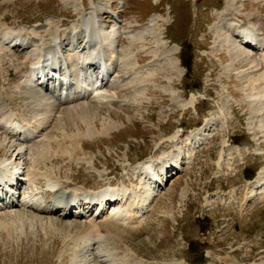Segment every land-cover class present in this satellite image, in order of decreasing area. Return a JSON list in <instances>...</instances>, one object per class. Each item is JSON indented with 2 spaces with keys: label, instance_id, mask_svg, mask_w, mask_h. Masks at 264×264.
Here are the masks:
<instances>
[{
  "label": "rangeland",
  "instance_id": "obj_1",
  "mask_svg": "<svg viewBox=\"0 0 264 264\" xmlns=\"http://www.w3.org/2000/svg\"><path fill=\"white\" fill-rule=\"evenodd\" d=\"M160 1L0 0V70L4 74L0 98L9 104L0 105V112H13L18 117L5 121L16 119L35 134L23 144L0 129V165L6 161L20 165L25 169L23 178L34 172L38 176L21 188L19 207L0 211V264H197L201 260L202 264H264V105L258 103L253 109L249 104L250 83L230 68L226 38L217 31L219 13L227 8L264 33V0H236L232 8L229 0ZM98 4L105 7L98 11L106 12L101 19L109 16L106 25L118 30L119 57L124 50L132 52L139 57L140 67L111 77L113 82H129L128 89L103 87L110 103L100 105L97 133L92 131L90 135L95 136L88 137L85 124L91 118H65L64 109L98 105L91 99L61 105L43 88L30 90L23 82L28 78L26 67L35 61L28 54L33 49L11 48L4 40L5 35L26 34L43 53H51L53 41L80 32L81 22L90 18L89 12ZM154 17L157 21L152 26ZM158 34L167 44L165 49L158 47ZM132 35L138 38L131 47ZM174 41L180 43L182 57L189 56L190 70L179 55L168 54ZM59 52L72 72L79 73L78 54L87 50L67 46ZM263 56L255 52L253 59L259 66L264 60L257 59ZM165 59H176L179 72L161 73L163 66L158 70V65L168 64ZM150 73L155 76L151 81ZM260 86L264 93V83L257 85L259 92ZM192 96H199L193 106L188 105ZM111 115L118 128L102 135ZM77 127L82 131L81 151L74 142ZM197 132L207 137L199 140L200 148L192 140ZM46 138L53 141L51 146ZM14 142L24 147L23 156L18 157L21 149ZM166 160L179 161L181 170L170 173L167 183L164 179L154 200L142 206L139 218L130 224L112 221L116 207L103 217L93 212L89 217L66 218L23 206L32 194L39 199H31L35 206L50 205L54 199L48 191L51 179L71 194L110 187L135 192L134 198L144 201L142 166L151 162L160 172ZM259 178L262 182L256 185ZM94 222L102 229L100 242Z\"/></svg>",
  "mask_w": 264,
  "mask_h": 264
},
{
  "label": "bare ground",
  "instance_id": "obj_2",
  "mask_svg": "<svg viewBox=\"0 0 264 264\" xmlns=\"http://www.w3.org/2000/svg\"><path fill=\"white\" fill-rule=\"evenodd\" d=\"M233 3L235 4L236 0H229V6L231 8L233 7ZM98 10H103V6L99 4V6L95 7L94 10H91V12H89L90 18H84L83 19L84 22L83 21L81 22L82 26L79 24L80 25L79 26L80 32L79 31H76V32L73 31L71 33L69 32V34H67L63 39H61L59 41H53V43L55 42L53 49L55 51H57V53H58V50L60 48L63 49L69 45H73L74 48H78V47L83 46L84 43H86V47L84 49H88V55H86V56L80 55L78 65H82V66L83 65H86V66L90 65L91 68L94 67V71L98 70V67H96V64L98 63V61H97L98 57L101 58V55H102L101 52L105 56L103 72H95V76L93 77L94 79H92L91 83H89L87 78H85L84 82H82L83 86L82 85H76L74 82L71 81L69 83L70 85L67 84V86L69 85V87L66 86V89H65L67 91V93L65 95L66 96L65 97V104L70 105L71 103H74L77 100H81L80 96L83 97V99H84L86 94H88V92H89L91 95L89 98H92L93 102H96V104L98 105L96 107H92V106L85 107L86 105L85 106L75 105V106H73L72 109H69L68 107H67L68 109H64L65 115H63V116H65V118H71V119L72 118L73 119L74 118H76V119L82 118L85 120L91 118V120H88V121L86 120V124H85L87 126V130L89 132L88 137L93 136V135L92 136L90 135V134H92V131H93V133H97V123H96L97 120L96 119L99 117V114H100V110H101L100 105H103L104 103H106V104L110 103V100H108V98H110V97L105 95V93H104L105 91H103V87L107 86V84L110 83L109 87L113 91L115 90V91L120 92L121 90L128 89V88H126V86L129 85V82L124 83V84H122V82H120L121 80L116 81V82H110L109 78L112 76L113 73L116 72L117 69L119 72H123V73L125 72V75H128L129 71L134 70V69L136 70V68H138L140 65L139 57L138 56L136 57V55L134 57V53L132 54V52H129V51L125 52L126 50H124V53H122L123 57H119L120 55H119V52L117 51L118 49H117V47L114 46L115 37H117V35L114 33V30H109V28L104 27L102 25V20L100 19V16L102 14L98 13ZM229 11L230 10H228L226 8V11L219 13V18H218L219 22L217 24V29H218L217 31H218V33H224V36L226 38L223 40V42L226 43L225 47L228 46V49H227V47H226V49L229 50L228 55H229L230 60H231L230 68H233V70L236 72L237 77H241L242 79H245V80H247L248 83H250L248 86L250 91L247 93V99H248L249 104L254 109L255 108L254 105H257L258 103H262L264 105V93L261 91V90H263V87L260 86V92L258 90L259 87H257V85L260 84L261 82L264 83V73L257 74V73L261 72V70H264V62L262 65H260L261 66L260 67L259 64H257L256 61L253 59L255 52L256 53H264L258 49V47H260L261 49L264 48L263 33H261L257 27H254L253 25H251L252 22L249 24H245V22H243L239 18H236L237 16H234L237 13H233L231 11L229 13ZM156 21H157V19H155V17L152 18L151 25L155 26ZM36 27L37 26H34V28H36ZM74 34H77V35H74ZM87 37H88V40H87ZM12 38H13L11 40L12 41L11 43L13 44L12 48L20 47V48H23L24 50H32L33 49L28 54L30 56H35L38 61L35 62L34 66L30 67L31 74L34 73V71L37 68H39L40 66H42V70L45 71L44 69H46V68L43 65L48 60L47 61L43 60V58L45 56H47V54L43 53V50H41L40 47L35 45L36 44L35 39L27 36L26 34H23V35L17 34V35L12 36ZM136 38H138L137 35L130 36L129 39H130V44H131L130 46L131 47L133 46V43L136 42V40H135ZM162 39L163 38L161 37V34H158L157 35L158 47L159 48L163 47L162 49H165V45H167V44H165L164 41L162 42ZM249 41H251L252 44H249L248 43ZM253 41H255V43ZM6 44H8V43H6ZM252 45H256V46L253 47ZM177 47L178 46H173L172 49L168 52V54L169 55H176L178 53ZM156 49H158V48H156ZM247 50H250L252 53H250ZM158 51L159 50H157L156 56L159 55ZM263 51H264V49H263ZM165 52H167V51H165ZM137 55H138V53H137ZM165 56H167V55H165ZM56 57H57V59L60 58L57 55H56ZM255 59H257V58H255ZM81 60H83V61H81ZM175 60L176 59H174L173 61H170V59H169V61L166 60V62L168 64H164V65H167V67L166 66L164 67V65L160 64V65H158V70H160L159 68H161L163 66V68H162L163 72H161V73L165 72L164 73L165 75H169V72H171V70L173 72L174 71L179 72L178 67H177L178 62H175ZM257 60H258V62H260V61L262 62L264 60V56L262 59H257ZM41 61L44 63H41ZM238 67H240L241 69ZM12 73L13 72H9L8 76H11ZM159 73H160V71H159ZM255 75H256V77H255ZM0 76L4 77V74L2 73L1 70H0ZM45 76H47V75H45ZM154 77L155 76L153 73L149 74V80L150 81L152 80V78L154 79ZM168 77H165V79L169 83H172L173 81L169 80ZM48 80L49 81L47 82V84L44 85L43 87L47 89V92H49L54 97H56L58 90L54 86L52 87L50 85V81H52V79H48ZM23 83L28 84V82H23ZM63 85L64 84H60V86H63ZM28 87H30V86H28ZM31 89L32 88H30V90ZM145 90L147 92V89H145ZM116 97L117 96L115 94V98ZM44 98H45V96H44ZM113 98H114V96H113ZM113 98H111V100H113ZM28 99H30L29 96H28ZM32 99H34V97H32ZM4 100H5L4 98L3 99L0 98V105L9 106V104H7ZM111 102H113V101H111ZM195 102H196V97L192 96L188 105L193 106V104ZM4 103H6V104H4ZM4 110L0 112L1 113L0 118H2V119H0V129L4 130L6 132V134L8 133L10 135V137L18 138L17 140H19L25 144H28L29 142H31L33 139L32 137L34 136V132H29V131L27 132L26 130L22 131L21 128H23V127H21V125H20V123H22V122H20L18 124L17 122H15L16 119H14L12 121H5L7 118H10V120H11V117L16 118L18 116L12 115L13 110L11 111L12 112L11 114H7L6 112H4ZM3 115H4V118H3ZM81 121L84 122L83 120H80L79 122H81ZM28 127H29V125H28ZM116 128H118L117 122L115 121L114 117L111 115L109 120L104 124L103 132H101V134L107 135L110 132L114 131ZM77 129H78V132H77L78 134H76L75 137H78V140L80 137L81 138L79 141L74 140V139H72V140H74V142L77 143V147H78V149L76 148L77 151H81V150H83L82 131H81L80 127H77ZM8 130H9V132H8ZM63 131H64V134L66 136L67 135V129L64 128ZM65 136H64V138H68ZM94 136H95V134H94ZM55 138H54V140H55ZM47 139L48 138H46L47 145L51 146V142H53V141H51L50 139L48 141ZM196 139H197V141L203 139V135H200V133H198V135L196 134ZM14 143H16V142H14ZM16 146L18 148H20V144H17ZM79 147H81V148H79ZM20 149H19L20 151H19L18 157L23 156L26 153L24 147L21 146ZM38 152L39 151H37V153ZM177 164H178L177 162L166 160L162 166V173H163L162 177L167 176L169 174L170 170L171 171L175 170L176 167L178 166ZM154 166H155L154 164L149 162L147 164H144L142 166L143 168L141 167L142 170L144 171L142 176L144 177V175H146L145 176V182H144L145 187L143 188L144 189V195H145L144 201H142V200L139 201L138 199L134 198L135 192L134 193L133 192L128 193V191H116V190H113L111 188L102 189V190L94 191V192H89L86 194L85 199H88L90 202L94 203L92 210L96 206L99 207V205L101 207L104 204L106 206H108V202L106 203L107 199L108 198L112 199L113 203L111 205H113L114 208L116 206V208L112 214L113 215L112 221L114 220L115 223H118V224L121 223V225H124L125 223L130 224L133 221H136L135 219L139 218V213L141 212V209H142L141 207L145 206V204L148 203L150 201V199L154 196L155 190H154L153 186L156 185L155 179H157V177H158L159 181H163L162 177L155 173L156 168ZM37 167H39V163H38ZM24 170L25 169L20 167V165L14 166V164H10L7 161L1 163V165H0V181H1L0 182V190L5 193V194H2V198H3L2 200L6 201V204H4V203L0 204V211H2V208H3L2 206H4V205L6 207H4L3 210H6V208H8V209H10V212H11V208H14V207L16 208L17 206L19 207L21 202H19L16 199L15 193H17V190L19 188H21L23 186V184L33 183V181L36 179L37 174L35 172L33 174H31L30 177L26 176L25 178H23L25 176ZM258 180L260 181L261 178L257 179V181L255 183L256 185L260 184L262 182V180H261V182H259ZM6 186H9V191L5 192ZM50 187L55 193L54 199H52V201H50V202H53L54 204H56L54 207L50 208L49 206L46 205L47 203H45V202H42V204H43L42 208H40L41 206L40 207L35 206L36 203L35 202L32 203L31 199H35L37 202L39 201V199H38V196L34 195V194L30 195V197H29V202H28L29 204L24 203L23 206H25V208H28V209H34L36 211H42L44 213L49 212V211L56 212V214L59 213L63 208H66V209L69 208L70 203H59L58 202V198H64V196L67 194V192L61 190L60 188H57V184L55 182H53L52 179H51ZM262 192H263L262 196H264V189L262 190ZM130 195H132V196L130 197ZM31 197H33V198H31ZM0 201H1V198H0ZM87 204H89V203L87 202ZM119 204H120V206H118ZM40 205H41V202H40ZM77 206L80 208L83 207L82 204L81 205L77 204ZM117 209H119V210L117 211ZM128 210H131V211H128ZM67 211L68 212L65 213L66 216H73V212L70 213L69 210H67ZM101 213L103 214V211ZM100 227L95 225V229L93 230L95 232L94 233L95 235L97 234V232H99V231L101 232ZM90 236L92 237V235H90ZM100 239L102 240L104 238L102 236H100L99 242L101 241ZM227 263L228 264H237L234 261H231V262L228 261Z\"/></svg>",
  "mask_w": 264,
  "mask_h": 264
}]
</instances>
